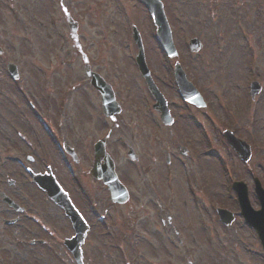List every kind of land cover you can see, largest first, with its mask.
Segmentation results:
<instances>
[{
	"label": "rangeland",
	"instance_id": "1",
	"mask_svg": "<svg viewBox=\"0 0 264 264\" xmlns=\"http://www.w3.org/2000/svg\"><path fill=\"white\" fill-rule=\"evenodd\" d=\"M64 1L80 12L89 54L101 66L97 67L101 75L105 73L116 81L115 87L125 99L124 112L117 120L123 117L127 124H137L132 138L138 142L147 171L141 173L134 167L137 171L131 178L129 170L133 167H129L126 149L118 150L114 157L118 177L126 185L129 183L140 199L132 203L129 197L128 202L117 206L107 201V192L99 182L87 175L80 179L93 191L92 203H80L90 223L82 246L85 264H186L187 257L192 264H264L260 242L241 216L224 225L213 208L221 205L239 211L228 185L233 179L248 184L253 207L259 205L251 188L253 178L257 177L264 186V0H162L178 52L175 59L205 98V106L198 109L182 101L172 76L175 59L164 54L148 13L137 5V0H101L100 8L95 7L97 0ZM8 3L13 4L9 9L17 14L10 15L0 6V45L4 50L0 55V177L4 173V147L12 142V127L20 125L26 131L34 125L30 107L36 104L35 96L51 90V96L49 92L47 96L54 106L60 96L67 94L64 123L69 126L75 121V113L81 112L74 108L73 101L84 91L69 92L71 81L83 76V72L72 52L59 48L56 43L60 39L52 33L56 32L54 27H49V15L57 19L58 28L63 25L58 0ZM99 11L102 28L96 20ZM132 24L141 33L146 62L175 117L171 126L154 124L158 117L151 108L153 99L132 61L137 51L131 38ZM193 36L202 43L195 53L187 48ZM51 43L55 46L51 47ZM57 54L67 60L64 65ZM7 61L17 65L16 87L4 70ZM252 79L259 81L260 91L251 99L247 91ZM126 86L130 91L125 90ZM44 102L40 97L39 106ZM138 106L141 108L137 111ZM225 128L251 145L247 161L226 143L222 135ZM105 131L109 134L107 147H113L117 132L109 128ZM170 140L173 145L181 140L188 142L192 156L188 152L178 154L170 147ZM165 151L178 155L172 157V166L165 165ZM54 158L55 166L60 167ZM88 164L87 160L84 169ZM166 175L172 176L170 187L165 186ZM65 184L74 190L69 181ZM91 205L102 211L104 221L92 213ZM60 238L61 235L50 241L52 253L35 257L36 264H75ZM18 248L9 238L0 239V253H4L7 264H23Z\"/></svg>",
	"mask_w": 264,
	"mask_h": 264
},
{
	"label": "flooded vegetation",
	"instance_id": "2",
	"mask_svg": "<svg viewBox=\"0 0 264 264\" xmlns=\"http://www.w3.org/2000/svg\"><path fill=\"white\" fill-rule=\"evenodd\" d=\"M47 1L51 3L55 0ZM100 1L101 0H97L96 8L102 7V4L99 3ZM58 2L63 25L58 28L55 25L57 19L53 16L48 17V23L49 27H54L56 31L52 33L54 35L56 34L58 39H60L56 44L59 48H62L64 52L69 53V50L72 52L75 58H71L70 60L73 59L76 61L83 72V76L78 75V79L71 81L73 83L71 85L72 90L69 91H77L82 88V90H84L80 91L79 94H77L78 97L73 101L74 108L80 109V115L75 113V121L69 126L68 123H64L66 113H64L63 122L57 121V113L60 112L62 108L58 106V102L54 106L51 105L49 102L50 97L47 96V92H49V96H51L52 91L45 90V95H37V104L30 112L34 125L29 130H26L25 133L27 134V138L24 140V134L20 133L18 130L21 128L20 125L15 124L12 127V142L5 145L2 155L3 161L1 163V168L4 169V173H2V177H0V239L9 238L16 242V245L19 246L16 252L22 254V260H25L27 264H36L35 257L38 256L39 253H52V251H50V241L53 240V238L55 240L57 236L61 235L60 241L62 242L64 238L71 236L73 233L71 223L66 216L64 208L53 202L48 194L42 190L35 181H32L33 174L39 176L48 187L50 185L49 179H52L54 176L55 180L69 196L71 202L74 203L75 207L82 213L83 217L88 222V214H86L85 209L81 207L80 203L81 200L86 203H92V196L90 193L93 191L90 185L81 182L80 179L87 175L93 182H99L101 187L106 191L102 181L90 174L95 160L98 162L99 168L104 166L105 162L103 158H101L104 151L110 154L114 165V171L118 176L117 169H115V154L118 150L124 151L127 145H130L137 155L136 161L128 160L129 167H133L132 171L129 170L131 178L134 177V173L137 171L135 169L140 170L141 173H147L145 170L146 165L143 163L137 147L138 142H135L132 138V136L135 135L137 124L134 121H129L127 124L123 117L117 120L124 112L125 99L118 93L115 87L116 81L114 82L112 80V82L105 73L101 75L100 69L97 68L99 65L96 61L97 59L92 58L89 54L88 49L90 46H88V42L84 40L85 34L82 31L80 12L65 5L66 1L64 0H58ZM7 3L8 0H0V6L8 11L10 15L15 16L17 12L9 9ZM12 5L13 4L10 6L12 7ZM101 13L102 12L99 11L98 16L96 15V20L100 28L103 27ZM68 23L74 28V37L69 33ZM61 29L63 32L59 31ZM65 42L71 47H67ZM99 44L101 43L99 42ZM99 44L97 43V45ZM53 46H55V43H51V47ZM56 56L59 63L62 65L67 61L62 58L61 54H57ZM87 70L97 72L108 85L102 84V91L95 89L87 76ZM154 80L156 79L154 78ZM125 90H127V92L130 91V87L126 86ZM40 97L45 100L42 106L38 104ZM103 99L106 101L109 111L117 108L118 104H115V101L119 103L121 111L116 114L112 113L110 117L105 116L103 114ZM135 108L138 111L141 107L138 106ZM153 112H156L158 117V123L154 124L160 125V127L167 126L160 122L159 112L156 110H153ZM170 115L172 116L171 112ZM188 115L191 116L189 113ZM174 122L175 119L173 117L171 125H173ZM63 123L64 126L60 133L59 131H61V129L57 130L58 127L56 126L60 127ZM106 128L117 132L114 141L116 143L111 144L113 147L110 145L107 147L109 134H106V136L104 135ZM97 132L98 134L93 137ZM7 138H9L8 135ZM22 139L25 141L24 143ZM167 147L168 146H166V148ZM170 147L175 149L178 154L182 155L188 152V155L192 156L191 152L193 150L188 142L181 140V142H176V144L173 145L170 140ZM96 149L99 150L97 157L95 156ZM54 156L59 160L60 167L55 166ZM175 156L178 155H175L173 152L168 153L165 151V165L172 166V157L174 158ZM87 160L89 164L86 169H84ZM3 176L6 177L3 178ZM67 181H69L72 186H75L74 190L80 195L81 199L76 197L77 194L71 189V186H66L65 183ZM127 187L131 202H137L140 197L135 196V189L132 191L129 183ZM98 190L99 189L94 193ZM62 195L61 193V196ZM3 197L7 198V201H3ZM8 199L12 200L16 205H10ZM107 201L113 206L124 205L126 203H112L109 200L108 193ZM91 210L93 214L97 215L99 219L102 220V211L99 212L93 205H91ZM88 227L90 229V223ZM88 232L89 230L87 234ZM0 264H7L4 253H0Z\"/></svg>",
	"mask_w": 264,
	"mask_h": 264
},
{
	"label": "water",
	"instance_id": "3",
	"mask_svg": "<svg viewBox=\"0 0 264 264\" xmlns=\"http://www.w3.org/2000/svg\"><path fill=\"white\" fill-rule=\"evenodd\" d=\"M146 3L153 15L154 23L157 26V37L161 41L166 53L170 57L175 56L176 51H175V48L171 40L170 30H169L167 20L163 12L161 3L158 0H147ZM189 47L191 50L197 51L201 47V43L199 39L192 38L189 42ZM136 61L139 65L141 72L146 77V80H149L147 68L144 63L143 53L141 49L139 50V54L136 57ZM9 66H11L12 68L10 69V72L14 76H16L17 72L15 70V65L9 64ZM87 74L91 75L92 73L91 71L88 70ZM174 75H175V80L178 85L179 91L181 95L183 96V98L190 102L195 103L196 105H203L201 97L199 96L197 91L194 89L192 84L186 79L185 74L182 71L178 63L174 65ZM93 76H94V73H93ZM92 83L99 89L101 88L102 81L94 82L92 80ZM251 89H252V94H254L255 92L259 91L260 87L257 82H254L253 85L251 86ZM151 90L153 91V94L155 95L156 99L162 101V99L159 97V94L155 90V88L151 87ZM155 106L161 110L162 114L167 115L168 113L167 109L165 105H163L162 102L160 105L156 104ZM113 111L114 110H112L111 112ZM224 134L226 136L227 142L233 147V149L240 155L241 158L246 160L250 154L249 149L246 146V144L243 141L235 139L234 136L229 132H225ZM128 157L133 158V153L131 150L130 152H128ZM101 158H103L104 161L108 160L105 155H102ZM103 179L105 183L107 184V187L110 191L111 200L119 201V202H123L124 200H126L127 198L126 190L119 183L117 179H115V182H113L111 178H109V176L107 175H103ZM236 184L240 188V189H237V191H238V200H239V204L241 207V214L243 215L246 222H248L249 225L254 228L255 233L257 234V237L259 238L261 245L263 247V250H264V189L258 186L259 183L257 184L256 193L260 200L259 201L260 209L253 210L251 206L249 205L245 186L241 183H236ZM217 211L219 214V218L224 223L226 224L230 223V221L233 219V215L229 211L224 210V209H218ZM71 217L74 223H77L79 217L75 216L74 214H71ZM84 235H85V229L82 230L81 232L80 228H78L77 235L73 239L68 240V243H67L68 247L73 252V255L76 258V261L78 264H81V253H80L79 245L82 243Z\"/></svg>",
	"mask_w": 264,
	"mask_h": 264
}]
</instances>
